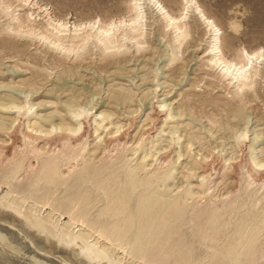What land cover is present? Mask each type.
<instances>
[{
    "label": "bare ground",
    "instance_id": "obj_1",
    "mask_svg": "<svg viewBox=\"0 0 264 264\" xmlns=\"http://www.w3.org/2000/svg\"><path fill=\"white\" fill-rule=\"evenodd\" d=\"M123 5L127 7L124 15L78 19L70 22L68 17L53 16L47 7L40 4L39 0H0V18L6 21L0 27V33L36 36L40 42L47 43L49 47L53 46L57 50L60 49L69 56L73 53L77 57L85 54L93 56L97 53L102 57L101 59H104L106 55L121 54L124 49L132 47L139 51L141 46L148 43L146 36L149 24L145 11L147 6L152 13L149 17L151 21L149 26L157 27V24L161 22L162 30L159 35L164 37L168 35V31L171 34L170 48L173 63L178 61L181 54L183 55L182 51L188 49L189 40L195 35L196 30L203 26V34L207 37L206 50L210 67L217 70L222 81H228L240 105L246 108L249 101L258 97L256 87L261 75L259 64L260 61H264V46L248 49L243 46H233L230 42L233 55L225 54L221 37L222 29L215 19L207 15L197 0H177L176 9H168L161 0H128ZM191 13H195L198 19V23L195 20V27L189 21ZM41 19L43 21H40ZM228 24L231 33L237 35L240 24L234 20ZM184 47L185 49L182 50ZM121 93L118 92L115 99H117L116 102L120 101L124 104L129 97L120 95ZM89 105L90 101L68 109L73 116L72 122L69 125H62L66 126L70 132L69 135L73 138L83 132L84 123L87 121L84 113L91 112L88 109ZM25 106L28 111L24 114L27 116L34 107L29 101L14 102L9 108L20 111ZM214 119L211 118L210 121L215 123ZM245 119L242 120L245 121ZM26 121L27 130L24 137L21 135V139L24 138V144L20 142L27 146L28 154L30 156L33 154L35 159L33 158V165H31V158V164L29 163L28 167V164L25 166L23 152L26 150L20 146V150L24 149L22 155L18 158L16 156L12 163L10 159L14 156L8 158L11 164L0 178V264H63L61 261L70 264H264L262 246L264 205L258 206L260 202L258 192L264 187L253 191L251 188L253 179L251 182L246 181L242 194L238 195L236 192L234 194L238 196L230 199L228 195L231 196L233 192L229 191L230 194H228L227 191L229 199L225 201L221 199V202L218 200L220 203L215 202L217 200L214 201V198H211L212 195L208 198L209 188L207 187L201 194L197 192L203 202L205 199L203 204L195 200L188 203L190 192L177 196L169 195L166 199V195L160 190L162 185L153 187L160 180L164 182L171 178L172 168L164 170L156 163L151 172L146 173L144 177H141L142 179H136V176L145 168L142 167V162L133 166L131 156L129 158L124 155L115 157L117 153H111L110 158V151L106 153L105 148L101 147L108 139L105 140L99 135L95 136L96 139H100L99 143L93 145V152L97 153V150L102 148L103 158L102 156L101 160L98 158L100 161L96 159L101 162L99 166L93 161L91 155L86 157L87 155L83 154L87 147L83 145L74 152L65 153L62 148V152L57 150L59 154L56 156L49 154L50 156L44 158L42 157L44 153L41 152L43 148L34 144L35 137L32 138L33 134L30 135V133L35 131L36 135L39 134L36 140L43 142L45 139L42 140L41 137L46 138L51 135L58 129V125L52 124L44 128L45 126L35 117H27ZM15 122L16 119L9 122L10 125L7 128L9 131L15 128ZM118 124H114L116 130L114 129L113 132L109 130L107 136L111 138L118 136L122 128L116 127ZM62 125L60 124L59 127L61 128ZM94 130L95 133L100 131L98 128ZM235 130H231L233 137L236 134ZM152 146L154 147L153 144ZM234 147L232 148L235 150ZM16 148L18 147H15V150ZM46 151L48 154L47 148ZM18 152L21 153V151ZM136 153L138 152H134L132 156L135 157ZM260 157L253 161L252 167L256 171L264 168V156ZM173 171L172 174H174ZM205 176L209 180V176ZM201 177L204 181L203 176ZM2 185L7 187L5 191L1 190ZM255 187L258 186L255 185ZM139 189L142 190L139 191ZM33 248L38 252H45L48 256L59 258L60 263H58L59 260L56 261L57 258L55 260L50 256H44L43 253L39 255L40 253H36L35 250L32 255ZM26 253H29L28 258H25Z\"/></svg>",
    "mask_w": 264,
    "mask_h": 264
},
{
    "label": "rangeland",
    "instance_id": "obj_2",
    "mask_svg": "<svg viewBox=\"0 0 264 264\" xmlns=\"http://www.w3.org/2000/svg\"><path fill=\"white\" fill-rule=\"evenodd\" d=\"M39 1L43 7H47L53 16L58 18L68 17L70 22H74L78 19L110 18L124 15L127 7L123 4H126L128 0ZM161 1L168 9L177 8V0ZM197 1L207 15L215 19L218 26L222 29L223 34L221 37L225 54L228 56L233 55L230 42H232L233 46H243L248 49L264 46V0ZM148 9L149 7L145 6L148 24L150 25L149 17L152 13ZM191 14L189 15V21L195 27L198 19L194 15L195 13ZM232 19L241 26L237 35H233L229 30L228 23L233 21ZM195 20L197 21L195 22ZM40 21L43 20L41 19ZM5 23V19L0 18V27ZM149 25L146 36L148 43L145 46L143 45L144 48L141 46L142 48L139 51H136L135 47L124 49L121 54L106 55L107 57L103 56L104 59H101L102 57L97 53L93 56L85 54L77 57L75 53L69 56L65 52H61L60 49L57 50L53 46L49 47L47 43L40 42L36 36H17L14 33L13 36L12 33H0V147L3 148H0V178L2 173L6 171L5 169H8L7 167L12 161L14 162L15 157L17 156L16 158H18L22 155L24 149L26 150L23 152L25 166L28 164V167L31 163V165L34 164L35 158L33 154L31 156L28 154L29 149L23 145V137L27 130L26 118L35 117L38 122L45 126L44 128H48L52 124L58 125L57 130L46 136L48 140L44 136V138L41 137L42 140L45 139L43 142L36 140L39 134L36 135L35 131L30 133V135L33 134L32 138L35 137V140H33L34 144L40 145L44 149H41V152L44 153V155L41 153L42 157L47 158L49 154L56 156L59 154L58 151L62 152V148L65 153L68 151L74 152L83 145L87 146L83 154L87 155L86 157L91 155L97 166L101 165L99 161L103 154H101L103 147L107 151L106 153H108V150L110 151V158L112 154L117 153L114 155L115 157L124 155L129 158L131 156L132 158L130 159L133 166L142 162V167L147 169L144 168L136 176V179H142L141 177H144L146 173L151 172L156 163L157 165L159 164V168L164 170L172 168L171 178L164 182L160 180L153 187L157 188L158 184L162 185L160 190L166 195V199L169 198V195L177 196L190 192L188 195L190 201L187 200L188 203L195 200L198 203L201 202L199 204H203L205 199L203 202L202 198L198 196L207 187L209 188L208 198L212 195L211 198H214V201L217 200L215 202L220 203L221 199L225 201L242 194L243 186H245L247 180L251 182L253 179V182H251L253 191L264 187V168L258 169L257 172L252 167L256 158L264 156V61H260L259 64L261 75L258 78L259 83L256 87L259 95L249 101L245 108V106L238 103V98L234 95L228 81H222L217 70L215 71L208 64L207 37L203 34V26L199 27L194 33L195 35L189 40L188 49L184 50L186 46L182 48L184 51H182L183 55H180L181 59L179 58L178 61L176 60L173 63L174 61H171L172 50L170 48L171 34L168 31V35L164 37L159 35L162 30L161 22L157 24V27ZM31 38L34 39L32 40ZM126 53L128 54L126 55ZM122 91L124 94L121 93ZM118 92L121 93L120 95L129 97V100L124 103L125 105L122 104L123 102L118 101L119 104L116 102L117 99L115 98ZM131 94L133 95L131 96ZM19 101L24 103L29 101L33 104L34 107L27 116L25 115L28 111L27 105L20 111L9 108L12 103H18ZM89 101L88 109L91 112L87 111L84 113L87 118L86 123H84L85 129L83 128L82 134L73 138V136L69 135L70 132H68L66 126L62 125H69L72 122L73 116L68 109ZM70 103L72 104L70 105ZM161 105L162 107H160ZM108 114L109 116H107ZM209 116L212 120L215 118V123L210 121L211 118ZM15 119V128L9 131L7 128ZM242 119H245V121ZM111 122L114 123L112 124ZM59 123L62 125L61 128ZM212 123L214 126H212ZM114 124H118L116 127L121 126L122 128L117 137L111 138L107 134L116 130ZM96 128L100 130L97 133L94 130ZM218 128H220L219 131ZM231 130H235V137L231 136ZM65 134L67 137L64 136ZM239 134L244 136L242 135V137ZM98 135L105 140L107 138L108 141H104L102 148L97 150L96 153L93 152V148L100 141L99 138L96 139ZM139 135L143 138L142 140ZM50 143L52 148L49 146ZM94 143L96 144L94 145ZM121 144H124V146ZM14 145L18 147L16 148L17 150L13 147ZM5 146L6 149H4ZM20 146L24 149L20 150ZM232 147L236 148L237 151ZM46 148L49 150L48 154ZM118 148L121 150H117ZM18 151H21V153ZM134 152H138L135 157L134 155L132 156ZM109 154L106 155L109 156ZM11 156L14 157L11 158ZM8 158L12 159H10L11 163H9ZM172 171L174 174H172ZM205 175L209 176V180L205 178L207 177ZM201 176H203L204 181ZM254 182L255 184H253ZM255 185L258 187H255ZM1 187L3 191L7 189L3 185ZM263 189L258 192L260 198L257 194V199L259 198L258 200L260 201L258 202L259 207L264 205ZM141 190L139 189V191ZM189 190L195 191V194ZM227 191L228 194L233 192L231 196L226 193ZM197 192L199 193L198 195ZM236 192H238V195L234 194ZM262 241L264 242V236ZM263 242L262 246L264 248ZM34 250L36 253H40L39 255L43 253V255L45 254L44 256H48L45 252H38L34 248L31 250L32 252L30 251L32 255ZM49 256L50 258H55V260L57 258ZM28 257L29 253H26L25 258ZM56 261L60 263L61 260L57 258ZM61 263L70 264L62 261Z\"/></svg>",
    "mask_w": 264,
    "mask_h": 264
}]
</instances>
